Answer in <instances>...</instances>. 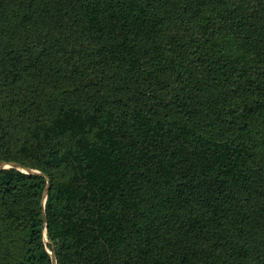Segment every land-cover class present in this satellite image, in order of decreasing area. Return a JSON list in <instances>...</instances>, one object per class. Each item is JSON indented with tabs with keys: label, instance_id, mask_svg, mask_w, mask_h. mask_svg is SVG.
<instances>
[{
	"label": "trees",
	"instance_id": "obj_1",
	"mask_svg": "<svg viewBox=\"0 0 264 264\" xmlns=\"http://www.w3.org/2000/svg\"><path fill=\"white\" fill-rule=\"evenodd\" d=\"M2 160L0 264H264V0H0Z\"/></svg>",
	"mask_w": 264,
	"mask_h": 264
},
{
	"label": "water",
	"instance_id": "obj_2",
	"mask_svg": "<svg viewBox=\"0 0 264 264\" xmlns=\"http://www.w3.org/2000/svg\"><path fill=\"white\" fill-rule=\"evenodd\" d=\"M10 166H14V167L21 168L22 170H24L26 172H30V173H39V174H41V175H43V176L46 177L47 182L45 184V187H44L43 192H42V197H41V201L44 204V200H45V197H46V194H47V190H48V185H49L48 176L45 173L40 172L38 170H35V169H31V168L22 166L18 162L6 161V160L0 161V170L1 169H4V168H7V167H10ZM42 220H43V222H44V224L46 226L47 225V219H46V215H45L44 210H42ZM46 235H48L47 232H46ZM49 241H51V239H49ZM50 255H51V259H52V264H57L56 259H55V250H54V247L51 249Z\"/></svg>",
	"mask_w": 264,
	"mask_h": 264
}]
</instances>
